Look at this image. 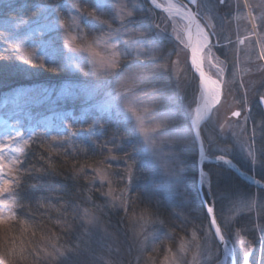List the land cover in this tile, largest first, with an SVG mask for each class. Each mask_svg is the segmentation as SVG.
Instances as JSON below:
<instances>
[{"label": "snow or ice", "instance_id": "snow-or-ice-1", "mask_svg": "<svg viewBox=\"0 0 264 264\" xmlns=\"http://www.w3.org/2000/svg\"><path fill=\"white\" fill-rule=\"evenodd\" d=\"M146 2L150 4L147 9L139 8L137 0H64L25 9L26 15L42 18L44 27L55 33L54 40L68 61L64 70L75 69L86 77H95L93 91L105 97L103 110L108 112V119L84 128L85 142L80 147L75 144L80 134L74 131L55 135L33 131L24 139L17 130L0 141V264H97L103 257H98L90 244L82 245L80 239L102 228L100 214L107 215L106 210L122 213L121 221L131 214L134 228L139 230L131 236L126 231V247L114 255L109 253L113 258L105 264H201L204 254L198 251L200 240L207 244L211 238L223 248L225 256L229 241L235 244L238 233L232 224L218 222L215 205L217 200L222 203L225 193L232 189L221 187L226 180L223 170L204 167V156L211 151L218 165L231 166L232 160L226 157L237 148L241 153L246 149L251 170H264V116L257 125L252 115L253 106L264 109V93L250 100L246 91L236 101L239 110L231 111V117L238 119L221 122L219 106L233 95L234 88L224 78L226 63L219 68L213 63L218 60L213 48H224L225 61L228 58L227 45L220 43L221 33L214 30V25L199 22L201 9L208 10L209 5L203 0L180 4L169 0L163 5L157 0ZM215 6L232 8L230 0H215ZM236 8L247 10L252 34L264 29V0H237ZM156 9L168 14L164 27ZM141 11L144 16L137 19ZM174 16L187 21L183 34L175 29L168 31L167 21ZM213 37L217 38L215 44ZM249 38L238 37V43ZM224 39L233 43L228 37ZM45 56L40 45L26 51L22 40L8 58L27 66L24 71H56ZM256 58L264 61V46ZM206 61L217 68L215 79L206 74ZM189 88L192 99L186 103ZM249 121L253 123L251 135ZM109 123L113 125L110 136L106 135ZM66 127L72 129L75 124ZM21 140L25 147L34 144L35 148H16L20 155H8ZM62 150L65 157L72 158V169L65 179L71 181L74 191L68 195L75 199H64L66 193L56 192L54 184L44 195L29 196L25 192L29 179L41 182L61 174L52 153L60 156ZM188 155L201 197L198 217L207 221L206 227L203 223L196 227L190 221L177 224L165 219L159 200L154 202L153 194L135 184L140 161L145 157L173 162L177 183L183 184ZM96 156L102 159L89 164ZM80 159L83 163L78 164ZM81 180L85 183L80 184ZM252 183L264 190L258 180L252 179ZM85 192H99L103 203L96 204ZM260 200L259 211L264 214V197ZM64 236L68 239L62 242ZM260 253V264H264V228L260 230ZM252 255V242L244 241L239 264H250Z\"/></svg>", "mask_w": 264, "mask_h": 264}, {"label": "rangeland", "instance_id": "rangeland-1", "mask_svg": "<svg viewBox=\"0 0 264 264\" xmlns=\"http://www.w3.org/2000/svg\"><path fill=\"white\" fill-rule=\"evenodd\" d=\"M35 1L43 3H51V1H55V3H64V0ZM137 2L138 7L141 9L150 7L149 3H147L148 7H146L142 3V0H137ZM157 2L163 5L169 2V0H157ZM171 2L179 4L173 0H171ZM203 2L209 5V9H201V18L199 22L201 24L208 22L214 25V30L221 33L220 43L226 44L228 51V58L227 61H225V56L223 55L225 49L213 48L212 52L218 57V60H214L213 63L217 65V68L224 67L226 63L227 67L224 78L228 80L230 86L234 88L233 95H229L227 99L222 102V106H219L220 120L224 122L230 118L234 123L238 118L231 117V111L239 110L240 108V105L236 101L241 98L246 91L250 100L253 99L254 96L258 99V94L264 93V61H259L256 58L261 46H264V29H258L257 34L251 33V24L248 22V19H246L247 10H237V0H230L232 4L231 9L225 6L216 7L215 0H203ZM253 2L258 3L259 0H253ZM193 11H196V9L194 8ZM155 12L162 27H164V19L168 14L164 13L162 9H156ZM143 16V11L137 13V19H141ZM27 18L29 17H25L23 13L18 19H6L0 23V67L6 71L13 69L12 64L17 60L13 59V61L8 57L14 49L20 47V42L22 40L23 48L26 51L31 52L34 45H40L41 51L46 53L45 59L49 61L61 59L65 64L68 63L65 55L60 51L59 42L54 40L55 33L49 32L44 27L46 21L39 17L32 20H27ZM186 24V20L181 19L179 16H174L167 21V28L169 32H173L175 29V31L183 34ZM3 31L12 33V36L3 35ZM245 35H248L250 38L245 40L243 44H239L238 37L243 39ZM224 37L230 38L233 43L229 44ZM216 42L217 38L213 37L212 43L215 44ZM236 58H238V63H236ZM172 59L175 60L177 57L173 56ZM15 63H19V61ZM73 63H75V61H73ZM234 63L235 67H233ZM257 65L260 67L258 68ZM22 66L27 68V66ZM217 68H211L207 61L205 62V72L206 74L212 75L213 79L216 78L214 73L217 71ZM27 72L31 73L29 71ZM68 72L69 77L73 79L75 78L74 76H78V79L70 81V84L67 83V85L63 83L65 87L61 89V91H58L59 96L53 101L50 100L57 89H54V87L46 93V103L40 100L41 97L35 101L34 96L19 95L20 93L17 94L19 97H15V99L0 103V141H3L4 137L9 133L17 130L24 134V139H27L29 134L33 131L38 135L45 132H48L50 135H55L60 131H67L69 128H67L66 125L68 124H66V122L58 123L57 117L78 122L81 126H86L89 122L92 124L96 120L108 119V112L103 110L105 97L93 91L92 82L85 83L84 80L79 79L83 77L84 79L93 81L95 77H86L82 72L76 71L75 69H69ZM181 75H185V73L182 72ZM186 75L190 77L191 73H187ZM233 80L235 81L234 85L231 84ZM241 84H243V87H241ZM191 99L192 90L189 88L186 103L190 102ZM58 103L62 106L57 107ZM69 103H71V106L67 107L66 105ZM245 114L246 113L242 114V117L239 119L242 120ZM88 115H91L92 119H88ZM252 115L256 124L259 125L261 116H264V110L259 106H253ZM47 122H49L48 126L46 125ZM44 126L46 127V131L41 130ZM252 127L253 123L249 121L247 124L249 130L248 135H251ZM234 130L237 132L239 131V129ZM205 146L207 148V144ZM219 147L222 148L223 145ZM257 147H259V145H257ZM16 148L27 151L28 146L25 147L23 145V140H21L19 144L13 148L12 152L7 154L20 155V152H17ZM214 158L215 155L213 152L209 151L205 153V159ZM228 158H230L235 165H238V167H243L246 171L242 170L251 174L255 179H258L256 177L258 176L263 177L264 180V170L258 167L255 171L251 170V165L249 163L250 158L246 156V149L245 153H241L237 148L236 152L231 155V157H226V159ZM207 160L205 161L204 167L205 165L209 166V161ZM210 164L215 165V163ZM223 166L221 170L227 171L228 169L231 171L227 165L223 164ZM236 176L239 177L240 181H243L255 190H253V192L246 190L247 194H244V190L238 182V185H234L235 188L225 193L222 203L219 200L215 202L218 222L232 224L234 230L238 233V235L234 237L235 244L231 241L227 244L230 250V256L228 255L226 264H237L239 262V254L242 251V244L244 241H251L253 245V255L250 257V264H260V230L264 228V214L259 211V206L261 205L260 197H264V194L259 192V188L252 186L239 175L236 174ZM203 179L206 187L208 178L205 176ZM262 182L264 183V181ZM135 184L140 190L153 194L154 202L155 200H159L161 214L170 222L179 224L181 220H185L190 221L191 224L196 227H200L201 223H203L205 227L207 226V221H203L202 218L198 217L199 211L192 208V201L188 195L185 194L186 179L183 184L177 183L175 166L170 160L161 158L154 161L147 157L143 158L141 166L139 165ZM221 185V187H225L224 181ZM236 189H238V191ZM102 203L103 198H99L96 204ZM106 211L108 212L107 215L100 214L103 222L102 228L93 229L90 234H85L80 239L82 245L87 246L90 244L92 250L97 253V256L103 257V259L97 260V264H105L106 261L113 258L115 252L122 251L126 247L128 243L124 235L126 231L128 235L131 236L133 231L139 230L138 227L134 228L131 214H129L127 220L121 221L122 213L117 215L111 210ZM221 212L223 213L222 217L220 215ZM188 230L191 232L192 228L189 227ZM0 233H2V227H0ZM67 239L68 237L64 236L62 242ZM0 242H2V240H0ZM199 243L201 247L198 251L204 254L201 257V264L223 263L222 248H218L215 241L209 238L207 244H204L203 240H200ZM194 251L197 250L194 249ZM109 253L113 255H109ZM189 258H191V254Z\"/></svg>", "mask_w": 264, "mask_h": 264}, {"label": "trees", "instance_id": "trees-1", "mask_svg": "<svg viewBox=\"0 0 264 264\" xmlns=\"http://www.w3.org/2000/svg\"><path fill=\"white\" fill-rule=\"evenodd\" d=\"M51 3H55V1H51ZM142 3L147 6V2L146 0H142ZM38 4H43V2H39V1H35V0H0V23L3 20L6 19H18L20 18V15H25L28 16L29 18H27V20H32V19H36L35 16H31V15H26L25 14V9L26 8H31L35 5ZM9 33V34H7ZM3 35L5 36H12V33L8 32V31H3ZM13 60V59H12ZM14 61V60H13ZM17 61H14V64H12V68L11 70H3L2 67H0V103L1 102H9L12 99H15V97H19V95L24 94V95H28V96H34L35 101L38 100L40 97L41 101H45L46 103V93H48L49 90H51L53 87L54 89H56V92L54 94V96H52L50 101L55 100V98H57L58 95V91L61 89H63L65 86L63 85V83H66L65 85L70 84V81H75L76 79H78V76H74L75 78H71L69 77V72L68 70H64V65L65 63L63 61H61V59H55V60H50L49 62L53 64V66L57 69L56 71H45V70H40V69H35L32 68L31 70H29L28 73L27 71L22 70V68H24L22 65H20L19 63H15ZM70 78V79H69ZM80 80H84L85 83L86 82H92V80L90 81V79H84L79 78ZM20 93V94H19ZM17 94H19L17 96ZM38 103V102H36ZM38 105V104H37ZM61 107L62 105L60 103H58L57 107ZM67 107L71 106V103L66 105ZM46 107V106H43ZM63 108V107H62ZM59 109V108H58ZM88 119H90L92 116L88 115L87 116ZM105 118V117H104ZM58 119V123L62 122L66 124H75V127L72 129H68L67 131L64 132H68L69 134L71 132H76L78 134H80V139L78 141L75 142L76 147H80L82 143H84V134L82 133L83 129L88 127L90 124V122L86 125V126H81L80 123L78 122H73L72 120H67V119H61V117H57ZM92 119V118H91ZM106 120V118H105ZM53 121V120H52ZM90 121V120H89ZM49 122L46 123V125L48 126ZM53 124V123H51ZM50 124V126H51ZM41 130H45L46 131V127H42ZM112 130H113V125L111 123H109V129L108 132L106 133V135L110 136L112 134ZM44 131V132H45ZM61 132V131H60ZM40 135H42V133H40ZM123 135V133H122ZM29 148L34 149L35 145H29L27 148V151L29 150ZM131 150V149H130ZM53 155V159L55 162V166L56 169L58 170L59 173H61L60 175H56L55 177L52 178H45L43 181L41 182H37L34 180L29 179L28 184L25 186V192L29 195V196H36L39 197L41 195H44L47 191L51 190L52 185L54 184L55 186V191L56 192H60V193H66V195L63 196L64 199H75L74 196L68 195L71 194L74 190L72 188V183L70 180L65 179V175L70 174L71 169H72V158L69 157H65L63 155V150L61 151V155L60 156H56L55 153H52ZM102 157L96 156L94 159H90L88 161L89 164L95 163L96 161L101 160ZM186 163H187V168L184 170L186 172V193L188 195V197L190 198V200L192 201L193 204V209H197V211L200 212V210L202 211V205H201V197L198 195V188H197V184L196 181L193 177V173L191 170V166H192V159L191 156L188 155L185 157ZM78 164L83 163V160L80 159L78 162ZM142 163V159L140 161V166ZM209 166L205 165V168H213V170H217V168L219 167L220 169H222L224 166L222 164L219 165H213V164H208ZM241 166V165H240ZM243 170H245L243 167H241ZM246 171V170H245ZM225 175H226V180L224 181V185L227 186V188L229 189H233L234 185H239L243 188V193L247 194L246 190L253 192V190H255L254 188L250 187L248 184H245L243 181H240L239 177L236 176V174L232 171H229L227 169V171H224ZM259 180H263V177H258L256 176ZM90 179V178H89ZM49 180L51 181V184L49 183ZM239 182V183H238ZM85 181L81 180L80 184H84ZM33 185H36L35 187H33ZM222 186V185H221ZM260 193L264 194L263 190H259ZM85 195H92L93 198L95 199V203L98 202L99 200V192H94V193H87L85 192ZM79 202V201H77ZM53 231H55V229H53ZM14 235H18V233L14 234ZM239 264V262L237 263Z\"/></svg>", "mask_w": 264, "mask_h": 264}, {"label": "water", "instance_id": "water-1", "mask_svg": "<svg viewBox=\"0 0 264 264\" xmlns=\"http://www.w3.org/2000/svg\"><path fill=\"white\" fill-rule=\"evenodd\" d=\"M174 2H177V3H184L186 2L185 1H181V0H173ZM192 8V10L195 8V6H190ZM264 110V109H263ZM207 159H205V156H204V161H206ZM207 161H212V163H217L215 159H208ZM227 165V164H226ZM229 167V169H231V171H234L237 175H239L242 179L246 180V182L250 183L252 186H256V184L252 183V177L248 176V175H245L243 174L233 163L231 166L227 165ZM260 182V181H259ZM260 184L264 185V183L260 182ZM227 247V245H226ZM228 248V247H227ZM222 251H223V248H222ZM223 254V263L222 264H226L227 262V258H228V255L225 256L224 253Z\"/></svg>", "mask_w": 264, "mask_h": 264}, {"label": "bare ground", "instance_id": "bare-ground-1", "mask_svg": "<svg viewBox=\"0 0 264 264\" xmlns=\"http://www.w3.org/2000/svg\"><path fill=\"white\" fill-rule=\"evenodd\" d=\"M228 255L230 256V250L228 249Z\"/></svg>", "mask_w": 264, "mask_h": 264}]
</instances>
